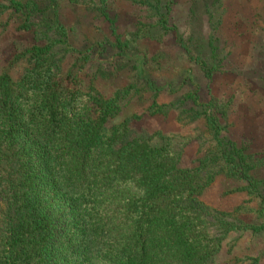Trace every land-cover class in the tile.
Here are the masks:
<instances>
[{
	"label": "trees",
	"instance_id": "trees-1",
	"mask_svg": "<svg viewBox=\"0 0 264 264\" xmlns=\"http://www.w3.org/2000/svg\"><path fill=\"white\" fill-rule=\"evenodd\" d=\"M64 2L90 13L99 37L77 46ZM135 2L149 22L138 17L120 31L110 0H0V35L20 20L29 36L11 61H26L23 77L0 72V264H210L230 233L261 229L200 199L225 173L260 196L264 213L253 164L223 135L215 98L201 101L190 69L180 80L152 76L150 44L171 34L213 79L216 43H196L191 25L201 13L210 24L214 4L193 0L192 22L180 28L171 23L175 0ZM164 93L176 98L159 103ZM137 99L150 103L141 113L128 109ZM172 111L205 122V152L194 166H181L191 138L132 127L145 114Z\"/></svg>",
	"mask_w": 264,
	"mask_h": 264
},
{
	"label": "rangeland",
	"instance_id": "rangeland-1",
	"mask_svg": "<svg viewBox=\"0 0 264 264\" xmlns=\"http://www.w3.org/2000/svg\"><path fill=\"white\" fill-rule=\"evenodd\" d=\"M175 1L171 23L184 28L192 22L193 0ZM204 1L209 5L214 4L210 24L208 16L201 13L191 25V30L196 32V43L205 44L208 49L210 41L213 45L216 43L221 65L213 79L209 82L205 73L181 54L171 34L165 35L162 42L150 44L152 76L157 81L169 79L170 76L180 80L186 77V70H191L200 85L201 101L207 102L212 97L217 101L216 115L223 135L245 147L249 162L253 164L250 170L253 185L264 197V0ZM63 6L62 16L66 24L74 26L79 33L80 38H74L77 46L85 44L82 41L84 36L91 39L99 37L96 30L98 22L90 13L82 8H74L69 2H64ZM145 8L135 0H110V10L119 13L120 31L134 25L138 17L149 22ZM20 24V20H13L0 35V72L7 70L15 79L23 77L27 67L24 60L11 63L18 49L29 41V36L18 29ZM209 32L213 40L209 39ZM89 72L93 73L92 70ZM125 83V80H118L115 86L123 87ZM190 89V84H187L182 91L188 92ZM175 98L164 93L159 97V103H170ZM149 104L148 101L137 99L128 109L141 113ZM187 106L189 109L193 107L191 103ZM195 108L202 111L204 106ZM193 115L191 112L176 111L169 115L145 114L140 120L134 121L132 127L136 133L146 135L161 132L164 135L191 138L181 161V166L190 167L202 157L208 138L204 120H194ZM156 140L153 142L157 143ZM245 186L244 181L222 173L200 196L211 208L227 211L245 225L261 226L258 232L242 229L230 233L221 252L210 264H264V213L261 198Z\"/></svg>",
	"mask_w": 264,
	"mask_h": 264
}]
</instances>
